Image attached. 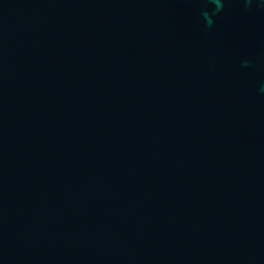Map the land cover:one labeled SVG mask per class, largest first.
<instances>
[{
  "label": "water",
  "instance_id": "obj_1",
  "mask_svg": "<svg viewBox=\"0 0 264 264\" xmlns=\"http://www.w3.org/2000/svg\"><path fill=\"white\" fill-rule=\"evenodd\" d=\"M0 264H264V0H0Z\"/></svg>",
  "mask_w": 264,
  "mask_h": 264
}]
</instances>
